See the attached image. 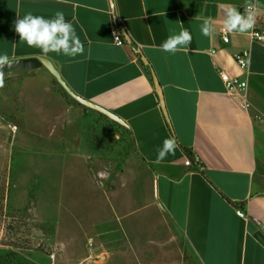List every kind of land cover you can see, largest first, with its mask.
Instances as JSON below:
<instances>
[{
  "label": "crops",
  "instance_id": "obj_1",
  "mask_svg": "<svg viewBox=\"0 0 264 264\" xmlns=\"http://www.w3.org/2000/svg\"><path fill=\"white\" fill-rule=\"evenodd\" d=\"M252 2L260 10L258 26L264 29V0ZM246 3L116 0L125 41L119 45L112 34L109 0H0V55L49 59L73 92L128 125H123L127 130L120 128L128 142L119 140L113 150L103 144L97 149L85 133L86 122H110L90 107L68 102L44 65L4 79L0 87V121L18 115L24 129L34 128L39 146H53L40 153L57 158L56 166L46 167L52 160L46 156L35 160L39 171L44 169V180L59 176L61 181L66 173L85 180L89 191L80 194L93 209L92 196L101 210L104 226L96 234L110 249L106 255L104 247L100 264L115 253L145 264H185V251L197 264H264V43L239 32H232L228 43L222 40L223 9L235 7L243 13ZM57 11L73 24L84 45L82 55L44 53L16 33L17 18L27 13L52 18ZM209 18L216 31L205 36L201 26ZM183 29L192 36L190 45L174 54L160 49ZM247 48L252 58L248 69H242L234 54ZM220 71L248 80L249 108L240 107L239 94L227 91ZM48 130L56 133L49 142L44 134ZM3 131L1 124L0 152L6 154L8 147L20 145L25 133L6 140ZM11 132L18 133L19 127ZM171 137L178 141L175 154L156 163L158 150ZM188 155L192 165L185 164ZM10 189L4 192L6 200L16 208L32 197L31 186L13 197ZM54 194L52 190L48 199L41 191L34 202L41 220L54 223V235L62 239V193L54 217L46 212V206L52 209ZM238 209L246 216L238 215ZM65 242L68 248L72 244L71 239Z\"/></svg>",
  "mask_w": 264,
  "mask_h": 264
},
{
  "label": "rangeland",
  "instance_id": "obj_2",
  "mask_svg": "<svg viewBox=\"0 0 264 264\" xmlns=\"http://www.w3.org/2000/svg\"><path fill=\"white\" fill-rule=\"evenodd\" d=\"M12 122L19 127V132L12 135L11 125ZM104 123L98 119L96 121L88 120L86 125L88 130L85 133L89 136L88 139L92 142H96L97 149H102L100 144L106 145L107 149H114V145L119 140H126V132L120 129L113 123ZM4 126V139L16 140L19 137L21 131L25 133L23 141L20 145L8 147L6 154L0 152V247L5 249H14L25 258L33 260L41 264H100L103 258L101 253L104 252V247L107 248L106 255L109 254L110 249L100 240L104 237L97 236V229H102L104 222H102V215L100 211H97L96 201H93V197L90 196V200L93 204L90 205L88 198L80 194L83 191H89L88 186L85 184V180L78 177L75 180L74 175L66 173L62 176L61 181L59 176L55 180L48 183L44 180L43 170L39 171L38 163L35 160L42 161L49 157L40 153L44 150V143L46 140L38 145L37 135L34 128L24 129L22 125V117L9 116V119L3 117L0 121V126ZM85 125V129H87ZM15 133V130H14ZM120 133V138L116 137V134ZM44 134L48 135L47 141H51L56 133L53 131H46ZM27 137V138H26ZM22 138V137H21ZM26 138V139H25ZM32 139L35 140L34 143ZM31 140V142H26ZM43 140V139H42ZM8 144V143H7ZM47 148L50 146L46 143ZM8 146V145H7ZM67 154H64V160L67 159ZM46 156V157H45ZM38 158V159H37ZM52 160L46 163L48 165H55L57 158L49 157ZM50 160V159H49ZM38 161V162H39ZM41 172V173H40ZM11 186L10 195L13 197L14 192L19 190L23 191L31 186V199L25 203V206L18 208L14 207L11 200H6L7 189ZM19 187V188H18ZM53 193L52 209L48 206L47 213L53 216L56 211L54 207H59L60 194L61 206L58 208L60 214L58 217L60 222L64 225L62 231V239L54 235V223L49 221H43L38 215L36 205L34 202V195L38 197L41 191L48 194V199H51ZM98 195L102 197V190H99ZM35 193V194H34ZM38 193V194H37ZM17 193H15V196ZM41 199V197H40ZM56 202V204H55ZM103 203L99 202V206ZM70 210L72 213L70 214ZM110 213L108 212V216ZM118 232H122L121 230ZM92 237V238H91ZM116 237V236H115ZM71 239L72 244H66V240ZM109 240V239H108ZM90 242L93 243L92 249L90 248ZM68 248V249H67ZM109 250V251H108ZM56 252L55 260L49 258V253ZM130 255V254H129ZM129 255L122 253H115L109 256L103 264H145V260L132 259Z\"/></svg>",
  "mask_w": 264,
  "mask_h": 264
},
{
  "label": "clouds",
  "instance_id": "obj_3",
  "mask_svg": "<svg viewBox=\"0 0 264 264\" xmlns=\"http://www.w3.org/2000/svg\"><path fill=\"white\" fill-rule=\"evenodd\" d=\"M223 28L228 32H249L255 27L257 17L260 15L258 6L247 0L244 12L235 7L223 9ZM15 31L20 40L27 43L29 47L39 48L44 53L55 52L57 54L75 57L82 55L84 45L73 24L66 20L62 11H57L52 18L27 13L23 18L15 21ZM216 31L215 22L212 19H205L201 26V32L209 36ZM190 32L183 29L179 34L169 36L161 45L160 49L168 53H176L191 44ZM13 61L6 55H0V67L10 65ZM4 86V74L0 72V87ZM178 141L175 137L165 139L163 147L158 150L156 163L163 161L168 154H175Z\"/></svg>",
  "mask_w": 264,
  "mask_h": 264
},
{
  "label": "built area",
  "instance_id": "obj_4",
  "mask_svg": "<svg viewBox=\"0 0 264 264\" xmlns=\"http://www.w3.org/2000/svg\"><path fill=\"white\" fill-rule=\"evenodd\" d=\"M109 4H110V13L112 14L113 17V23L111 26L112 29V34L114 37V40L117 44L119 45H123L125 43L124 38L122 36V32H121V25H120V19L119 16L117 14V4H116V0H109ZM232 32H228L226 31L223 27H222V40L226 43H228L230 41V34ZM247 35L250 37V40L253 41H258V42H262L264 43V29L260 28L258 26V23L256 22L255 27L250 30L249 32H246ZM213 53L215 52V50L212 51ZM251 58H252V50L251 48H247L244 49L242 51L236 52L234 54V59L236 61V63L238 64V66L242 69H248L250 62H251ZM221 77L226 85V89L230 94H239L241 97V101H240V107L247 109L250 107L251 103L249 101L248 95H247V88H248V80L247 79H242L238 76H231L229 75L227 72L225 71H220ZM17 126L15 124L11 125V130H16ZM192 157L191 156H187L185 159V164L187 165H192ZM238 215L245 217L246 213L241 210L238 209L237 210ZM93 247V243L90 242V248L92 249ZM49 258H51L52 260H55L56 258V252H52L49 253Z\"/></svg>",
  "mask_w": 264,
  "mask_h": 264
},
{
  "label": "water",
  "instance_id": "obj_5",
  "mask_svg": "<svg viewBox=\"0 0 264 264\" xmlns=\"http://www.w3.org/2000/svg\"><path fill=\"white\" fill-rule=\"evenodd\" d=\"M143 60L146 61L145 59ZM12 61L13 62L10 65H5L3 67H0V72H3L4 79L22 74L25 70L34 69V68L44 65L52 73V75L60 83V85L67 91V93L71 95L74 99H76L79 103L105 114L112 120L117 121L118 123L124 126H128L127 123L122 118H120L118 115L103 108L102 106L98 104H95L87 99H84L83 97L73 92L72 89L63 80L59 71L56 69L55 65L49 59H46V58H31L30 59L29 58V59H20V60H12ZM145 63H148V62H145ZM153 75H154V82L156 85V91L160 98L161 107L164 111L167 121L170 124V118H169L168 110L166 107L164 93L162 91L161 84L159 83L158 78L156 77L154 72H153Z\"/></svg>",
  "mask_w": 264,
  "mask_h": 264
},
{
  "label": "trees",
  "instance_id": "obj_6",
  "mask_svg": "<svg viewBox=\"0 0 264 264\" xmlns=\"http://www.w3.org/2000/svg\"><path fill=\"white\" fill-rule=\"evenodd\" d=\"M55 85L56 87H58L60 93L68 100V102H75L76 104L86 108V106L81 105L76 99H74L71 95H69L58 83V81H55ZM98 114H100L106 121H109L110 123L115 124L116 126H118L119 128H123L125 130L126 127H124L123 125L119 124L117 121L112 120L111 118H109L108 116H106L105 114L96 111ZM189 155H191L188 152ZM184 263L185 264H197L196 261L194 260L193 256L188 252L185 251L184 253ZM0 264H41L38 262H35L33 260L27 259L25 258L23 255H21L20 253H18L17 251H15L14 249H5V247H0Z\"/></svg>",
  "mask_w": 264,
  "mask_h": 264
}]
</instances>
